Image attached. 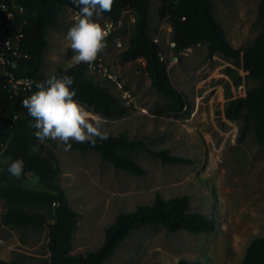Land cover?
<instances>
[{"label":"rangeland","instance_id":"1","mask_svg":"<svg viewBox=\"0 0 264 264\" xmlns=\"http://www.w3.org/2000/svg\"><path fill=\"white\" fill-rule=\"evenodd\" d=\"M149 1V35L160 45L169 79L187 96L191 112L183 119L156 117L154 111L164 100L143 72L144 62L118 63L117 55L126 47L134 20L131 12H124L113 21L114 30L105 38L106 47L97 57L127 89L132 106L125 116L106 119L102 131L108 136L142 139L148 149L165 150L188 163L164 164L133 150L130 157L142 170L141 175H134L102 161L95 151H65L61 144L47 142L60 165L56 182L79 217L71 255L98 249L106 228L119 213L149 206L157 195L164 200L186 196L190 212L213 222L209 233H171L159 225L142 228L131 232L103 264H176L180 259L201 264H241L250 242L264 237V144H256L250 131L240 136L243 123L226 120L223 109L231 98L243 97L254 83L232 62L218 55L207 57L203 45L175 57L171 29L155 15L159 0ZM258 5L259 0H213V16L234 49L250 45L261 31ZM68 16L65 10L63 26L48 34L46 75L72 64L75 53L65 39L71 26ZM227 68L241 77L239 86L233 85ZM88 77L118 96L96 72L88 71ZM2 165L0 160V172ZM5 179L27 189L45 191L30 175ZM4 210L0 199V214ZM46 243L45 228L1 227L0 260L47 264Z\"/></svg>","mask_w":264,"mask_h":264},{"label":"trees","instance_id":"2","mask_svg":"<svg viewBox=\"0 0 264 264\" xmlns=\"http://www.w3.org/2000/svg\"><path fill=\"white\" fill-rule=\"evenodd\" d=\"M14 1L24 11L20 22L22 49L27 59L16 72V76L33 81L32 90L27 96L37 90L36 83L50 75H68L74 80L72 89L76 92L75 99L91 106L106 119L125 116L132 105L122 103L107 87L92 81L85 65L58 67L51 74H45L44 59L48 49V34L63 26L65 10L78 11L71 0ZM212 2L213 0H159L155 15L158 21L167 23L171 29L172 51L175 57L193 46L203 45L207 57L218 55L232 62L254 83L253 87L245 90L243 97L231 98L227 102L223 115L230 122L243 123L240 136L250 131L255 143L263 145L264 0H259L257 8L261 31L254 41L243 49H234L227 41L222 27L213 16ZM124 12H131L134 22L126 47L117 55L118 63L124 65L138 60L144 62L143 72L150 80L152 88L164 100L163 105L154 111L156 117H188L191 112L188 98L172 85L161 47L149 35L150 1L114 0L111 12L104 13L102 20L117 21ZM226 72L232 76L235 87L241 84V77L234 75L232 69L227 68ZM0 95L6 98L0 109V160L3 161L0 172V199L5 206V210L0 214V228H45L47 264H103L113 256L117 247L131 232L150 226L159 225L171 233L185 231L191 234L209 233L213 229L211 219L189 211L186 196L164 200L157 195L149 206H138L133 212L119 213L114 222L106 228L103 242L98 249L83 255H71L72 238L79 217L56 182L60 165L53 150L47 145V142H61L51 139L40 142L34 135L35 129L29 127L33 118L23 107L22 100L9 97L2 89ZM20 110L25 116L13 120L14 114ZM107 137L106 140L95 138V144L78 143L70 139L71 150L95 151L102 161L134 175H141L142 170L130 157L133 150L156 157L164 164L188 163L185 158L169 155L165 150L148 149L142 139L130 140L122 135ZM33 145L38 146V151L31 150ZM17 158L24 161L21 177L30 175L36 178L45 191L27 189L13 180L5 179V176H12L7 171L8 164ZM0 264L19 263L0 260ZM176 264L201 263L180 259ZM241 264H264V237L250 242Z\"/></svg>","mask_w":264,"mask_h":264},{"label":"clouds","instance_id":"3","mask_svg":"<svg viewBox=\"0 0 264 264\" xmlns=\"http://www.w3.org/2000/svg\"><path fill=\"white\" fill-rule=\"evenodd\" d=\"M71 3L78 9L65 35L75 53L71 59L78 64L84 62L91 65L106 47L108 33L100 21L104 13L111 12L114 0H71ZM3 7L0 4V8ZM25 83L28 87L33 85L31 80ZM73 83L71 76L53 74L36 83L37 90L22 100L23 107L33 118L29 127L35 129V137L40 142L58 140L65 151L71 150L70 139L95 144L97 137L102 140L108 138L102 131L106 118L74 98ZM31 150L38 151V146L33 145ZM7 171L19 179L24 172V161L19 158L12 160Z\"/></svg>","mask_w":264,"mask_h":264},{"label":"built area","instance_id":"4","mask_svg":"<svg viewBox=\"0 0 264 264\" xmlns=\"http://www.w3.org/2000/svg\"><path fill=\"white\" fill-rule=\"evenodd\" d=\"M0 4L4 5L3 8H0V89L9 94V97L23 100L32 90V87H28L25 83V81L28 80L27 78L16 76V72L27 59V55L22 49L20 22V18L23 16L24 11L14 0H0ZM68 14V20L72 24V18L76 14V11L68 10ZM100 23L102 27L105 28L108 35L114 30L113 21L104 19ZM153 41L157 43L156 39ZM79 64L85 65L89 72H96L106 81V83L112 85L113 89L118 92V96L122 103L128 105L132 102L127 89L123 87L122 83L115 75L108 72L99 57H97L91 65L84 62ZM79 64L72 60L70 66ZM5 101V96L0 95V109ZM24 116L25 114L23 111H17L13 116V120Z\"/></svg>","mask_w":264,"mask_h":264}]
</instances>
